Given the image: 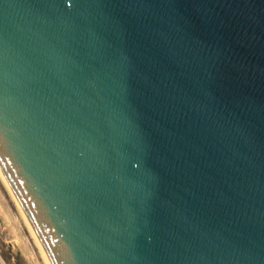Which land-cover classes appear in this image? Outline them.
<instances>
[{"label":"water","instance_id":"95a60500","mask_svg":"<svg viewBox=\"0 0 264 264\" xmlns=\"http://www.w3.org/2000/svg\"><path fill=\"white\" fill-rule=\"evenodd\" d=\"M0 174L45 264H264V0H0Z\"/></svg>","mask_w":264,"mask_h":264},{"label":"rangeland","instance_id":"374dc122","mask_svg":"<svg viewBox=\"0 0 264 264\" xmlns=\"http://www.w3.org/2000/svg\"><path fill=\"white\" fill-rule=\"evenodd\" d=\"M0 257L7 264H45L1 174Z\"/></svg>","mask_w":264,"mask_h":264},{"label":"crops","instance_id":"0c3cea01","mask_svg":"<svg viewBox=\"0 0 264 264\" xmlns=\"http://www.w3.org/2000/svg\"><path fill=\"white\" fill-rule=\"evenodd\" d=\"M0 264H7V263L0 257Z\"/></svg>","mask_w":264,"mask_h":264}]
</instances>
